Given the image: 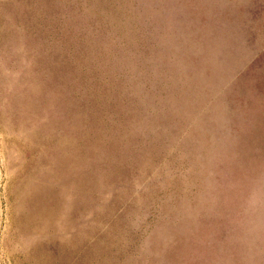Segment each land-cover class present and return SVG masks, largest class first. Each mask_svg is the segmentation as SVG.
Wrapping results in <instances>:
<instances>
[{
  "label": "rangeland",
  "instance_id": "1",
  "mask_svg": "<svg viewBox=\"0 0 264 264\" xmlns=\"http://www.w3.org/2000/svg\"><path fill=\"white\" fill-rule=\"evenodd\" d=\"M0 264H264V0H0Z\"/></svg>",
  "mask_w": 264,
  "mask_h": 264
}]
</instances>
